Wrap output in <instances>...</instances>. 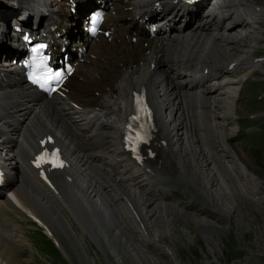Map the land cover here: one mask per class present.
I'll return each mask as SVG.
<instances>
[{
  "label": "bare ground",
  "instance_id": "1",
  "mask_svg": "<svg viewBox=\"0 0 264 264\" xmlns=\"http://www.w3.org/2000/svg\"><path fill=\"white\" fill-rule=\"evenodd\" d=\"M148 1L153 4L164 2ZM19 2L23 4L21 7L28 11L33 9L37 15L43 13L44 9L49 11L52 26L66 28L70 25L72 17L66 0ZM128 4L133 7V13L139 15L145 23L146 19L153 16L152 10L144 2L129 0ZM225 14L226 20L231 21V28L226 29L216 19L206 23L200 31L183 36L174 44L169 45L170 41L161 44L162 49L155 48L153 42L144 47L142 43L126 46L121 41L114 57V63L120 67L116 74L111 73V78L105 85L102 80L96 82L93 78L87 57L85 65L73 75L70 84L72 91L79 95L78 99L84 100L81 111H63L62 109L72 107L68 105V101H64L59 108L48 102L38 103L37 99L17 90V86L5 84L0 78V156L4 149L9 150V158L4 163L9 172L8 182L15 193L14 204L0 192V264H14V247L26 244L22 224L18 221L26 220V213L41 217L45 226L47 223L51 239L72 264L71 255L51 224L58 225L64 237L72 241L83 264L92 263L78 232L73 229L68 218L60 213L55 202L32 174L30 163L34 160L33 153L40 151L37 149L39 141L47 134L56 137V143L63 147L70 162L68 174L71 181L66 184L62 174L56 176L61 190L57 191V195L63 197V194L69 192L82 199L73 208L74 213L71 212L74 223L77 222L84 236L92 235L100 248L103 242L110 249L114 248L115 243L122 242L125 252L130 253V257L139 263L146 256V250L140 246V240L133 237V232L129 231L131 229L127 228L126 223L128 227L135 224L134 227L140 230H137L140 239L143 237L145 242L151 240L156 243L154 240L157 239V233L155 238H150L148 228L158 220L162 226H167L174 215L181 216V211L157 199L158 192L151 190L150 182H146L144 188H135L134 185L142 182V177L144 179L146 175L142 172L127 175L128 170L118 172L114 158L119 157V151L116 148L110 150L114 146L113 141L118 140L116 144H119V140L123 138L122 126L132 108L131 97L142 88L148 90L150 100L159 115L156 121L161 134L171 144L169 150L163 151L162 155L167 163V174L177 184L189 183L194 186L202 195L216 203L213 211L216 210L220 215H223L221 202L227 194L238 198L249 192L251 182L254 184V191L262 187L264 183L239 159L236 151L231 152L230 145L227 144L228 131L233 135L237 134L239 124L235 122L228 130L226 126L229 119L237 117L234 95L236 90L241 91L244 84V78L235 77L236 72L245 66V71L259 69L264 72V56L258 61H253V58L258 57L254 54L247 57L253 49L260 48V40L264 38L263 24L258 22V19L264 20V6L251 4L249 0H233ZM215 27H221L220 34H215ZM139 29L141 35H146L143 27ZM95 49L91 46L89 54L94 53ZM106 51H109V46L98 50L100 54ZM206 69H209L206 73L208 75H204ZM253 71L247 74L250 75ZM8 74V70L0 68V77ZM93 91H97L96 97ZM72 97L70 95L68 98ZM95 108L99 110H94ZM46 112L50 119L45 117ZM2 115L14 118L16 122L6 121L5 117L6 122H2ZM37 115L40 118L36 125H24L26 117L36 119ZM23 127L26 140L21 143ZM95 129H103L104 132L98 133ZM236 129L238 131L235 132ZM215 134L221 138L220 143L225 148L218 150L213 145L212 138ZM83 138L103 140L102 144L107 143L109 150L96 152L97 155L75 154L69 140ZM21 146L20 154L13 157L14 150ZM229 151L232 159L230 157L231 160L228 161L226 152ZM97 170L101 174H96ZM127 177L132 178L133 184L127 181ZM192 191L200 197V203L205 207L208 202L201 199L198 192ZM177 204L179 203L176 206ZM169 229L168 227L166 231L171 232ZM162 233L159 232L160 237ZM170 254L175 256L173 252ZM120 256L117 252L116 257Z\"/></svg>",
  "mask_w": 264,
  "mask_h": 264
},
{
  "label": "rangeland",
  "instance_id": "2",
  "mask_svg": "<svg viewBox=\"0 0 264 264\" xmlns=\"http://www.w3.org/2000/svg\"><path fill=\"white\" fill-rule=\"evenodd\" d=\"M249 1L251 4L264 6V0ZM262 27H264V24ZM262 41H264V38ZM258 49H253L251 53L258 51ZM261 54H264V50H259V55ZM247 57H249V54ZM242 75L243 73H240L238 76ZM261 79L264 80V72L258 70L255 72L254 77L243 84L239 98L236 100L235 113L237 117L228 120L226 130L235 122L239 124V132L236 137V134L233 135L231 131H228L227 144L230 145L231 152L232 150L236 151L239 159L264 183V81H260ZM220 140L221 138L216 134L212 138L213 145L218 150L225 148ZM93 142L94 140H78V143L83 146ZM117 145L119 147V144ZM111 148L113 149V146ZM96 151L97 146L94 145L86 154L93 153L92 155H97L94 153ZM226 153L228 157L226 160H231L230 151ZM230 157L231 159H229ZM88 173L92 174L89 170ZM242 180L245 179L242 177ZM173 184L176 185V182L174 181ZM188 184H177L185 188H176L178 191L177 196L169 193L165 196L169 203L180 201L182 203L180 207L187 209L188 212L185 213L184 210H179L182 212L181 216L174 215L172 222L167 226H162L159 220L160 223L158 221L154 222L151 228H148L150 238H155L154 235L157 233V239L154 240L156 243L150 240L155 244L154 246L149 244L150 241L145 242V238L144 240L143 237L140 239L138 233L140 230L134 227V223L131 224V227L129 226L130 228L126 223L127 228L131 229L129 231L133 232V237L136 240L139 239L140 246H143L146 250V258H142L139 263L130 257V253L125 252V245L122 242L115 243L114 248L111 249L106 248L103 242L104 252H99V246L92 242L88 236L82 234L79 225L76 224L77 222L74 223L72 217L61 208V205L55 204L63 210L73 229L78 232L85 250L92 260L90 264H264V184L257 191H254L252 189L254 184L251 182L249 192L238 198L227 194L224 197L225 200L221 202L223 215L218 214L216 210L213 211V205L216 206L214 201H210L194 186ZM192 189L202 196L201 199L212 206L207 203L204 207L200 203V197ZM160 193L162 192L160 191ZM159 198L161 197L158 195L157 199ZM206 206L210 208L208 209ZM19 221L22 224L23 235L27 238V242L20 247H14V253L12 254L14 255V264H72L56 244L48 236L46 237L41 230L34 232L29 221ZM50 226L57 231L56 234L60 236L58 238L71 255L73 263L83 264L76 249L73 248L72 241L64 237L65 235L58 225L51 224ZM168 227L171 232L166 231ZM103 228L106 229L105 226ZM155 230L162 231L164 235L162 233L160 237L159 232H155ZM169 250L175 256L170 254ZM117 252L120 253V258L116 257Z\"/></svg>",
  "mask_w": 264,
  "mask_h": 264
},
{
  "label": "snow or ice",
  "instance_id": "3",
  "mask_svg": "<svg viewBox=\"0 0 264 264\" xmlns=\"http://www.w3.org/2000/svg\"><path fill=\"white\" fill-rule=\"evenodd\" d=\"M92 31L94 32L95 31V28L92 29ZM25 39L27 40L28 37L26 36ZM44 46L41 45V48H43ZM34 51H39V49H34ZM41 63H40V69L41 70H45L47 71V66L46 64L43 63V58L41 57ZM50 76L51 77V80H48V83H51L52 80H55V81H59L62 77H63V73L61 72H47V75L45 77V79L47 80V77ZM30 78H33L34 82H38L34 77H30Z\"/></svg>",
  "mask_w": 264,
  "mask_h": 264
}]
</instances>
